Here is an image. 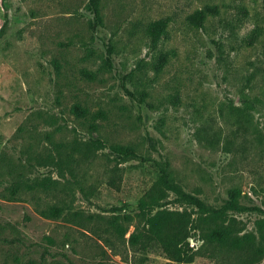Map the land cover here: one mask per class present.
<instances>
[{"label": "rangeland", "instance_id": "obj_1", "mask_svg": "<svg viewBox=\"0 0 264 264\" xmlns=\"http://www.w3.org/2000/svg\"><path fill=\"white\" fill-rule=\"evenodd\" d=\"M90 2L0 0V264H171L129 241L165 162L209 207L238 190L262 210L225 223L249 252L213 245L216 223L198 222L189 264H264V0H100L96 26ZM162 19L155 46L147 27ZM54 205L59 218L42 214Z\"/></svg>", "mask_w": 264, "mask_h": 264}, {"label": "trees", "instance_id": "obj_2", "mask_svg": "<svg viewBox=\"0 0 264 264\" xmlns=\"http://www.w3.org/2000/svg\"><path fill=\"white\" fill-rule=\"evenodd\" d=\"M89 9L94 14L95 26L103 23V16L100 7V0H91ZM212 14L217 13V9L209 10ZM207 14L203 10H198L189 20L197 26H202ZM169 21L162 19L155 21L147 27V34L151 38L153 45H158L162 37L166 34ZM96 144L100 147H106L107 144L102 140H97ZM112 152L124 159L140 158L139 153L130 146L111 145L108 146ZM47 181V182H45ZM41 185L51 186V182L43 180ZM175 194L177 200L182 204L192 205L197 208V218H193L194 214L187 209L172 210L167 207L170 194ZM229 199L220 208H212L207 206L200 198L186 193L181 186L173 181L170 176L168 163L160 164V174L157 181L150 187L144 196L138 201L137 214L143 222V229L136 227V230L130 236V243L139 247L143 251H147L154 247H159L166 254L171 264H189L194 262L195 255L194 245L190 244V238L193 231L200 230L198 222L213 221L216 223L207 236L206 240L213 245L229 247L236 251H248L251 249L253 239L250 235L244 236L235 233L232 226L225 225L228 222L229 214L244 213L248 211H262L257 207H247L240 203V192L232 190ZM114 211L117 208H113ZM63 213V209L54 205L47 210H43L42 214L46 217L59 218ZM199 220L197 221L196 219ZM130 219V218H129ZM120 234H125V230L120 224L116 226ZM264 229V223L262 225ZM261 253L260 250H258ZM249 252V251H248Z\"/></svg>", "mask_w": 264, "mask_h": 264}, {"label": "built area", "instance_id": "obj_3", "mask_svg": "<svg viewBox=\"0 0 264 264\" xmlns=\"http://www.w3.org/2000/svg\"><path fill=\"white\" fill-rule=\"evenodd\" d=\"M194 244H192V246H193Z\"/></svg>", "mask_w": 264, "mask_h": 264}]
</instances>
